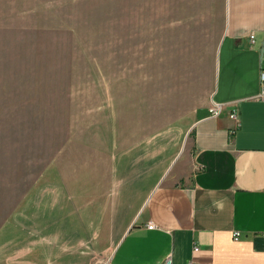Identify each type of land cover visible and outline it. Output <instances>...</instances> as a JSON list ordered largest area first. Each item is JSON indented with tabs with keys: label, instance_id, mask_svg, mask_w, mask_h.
Here are the masks:
<instances>
[{
	"label": "crops",
	"instance_id": "obj_1",
	"mask_svg": "<svg viewBox=\"0 0 264 264\" xmlns=\"http://www.w3.org/2000/svg\"><path fill=\"white\" fill-rule=\"evenodd\" d=\"M165 1L219 35L190 140L145 122L66 145L0 225V264H264V0Z\"/></svg>",
	"mask_w": 264,
	"mask_h": 264
},
{
	"label": "rangeland",
	"instance_id": "obj_2",
	"mask_svg": "<svg viewBox=\"0 0 264 264\" xmlns=\"http://www.w3.org/2000/svg\"><path fill=\"white\" fill-rule=\"evenodd\" d=\"M186 29L174 1L0 0V225L63 147L102 124L190 140L219 35Z\"/></svg>",
	"mask_w": 264,
	"mask_h": 264
},
{
	"label": "built area",
	"instance_id": "obj_3",
	"mask_svg": "<svg viewBox=\"0 0 264 264\" xmlns=\"http://www.w3.org/2000/svg\"><path fill=\"white\" fill-rule=\"evenodd\" d=\"M250 37L253 40L254 39V34H250ZM260 79H261V81L264 80V70H261ZM259 97L264 99V90H262L260 92ZM222 109H223V104L222 103L213 101L211 103L210 107H209V112H210V114L212 116H217L221 112ZM230 116L232 118H234V119H238V114H237L236 111L231 112ZM154 226H155L154 223L148 224V228H153ZM238 235H239V232L236 231L234 237L237 239ZM195 249H197V247H195ZM166 264H170V259H167ZM189 264H197V263H195L193 261H190Z\"/></svg>",
	"mask_w": 264,
	"mask_h": 264
}]
</instances>
